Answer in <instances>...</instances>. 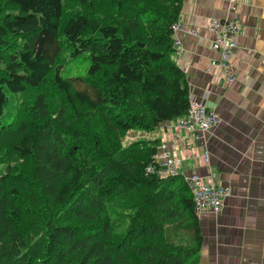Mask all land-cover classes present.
<instances>
[{
	"label": "trees",
	"instance_id": "1",
	"mask_svg": "<svg viewBox=\"0 0 264 264\" xmlns=\"http://www.w3.org/2000/svg\"><path fill=\"white\" fill-rule=\"evenodd\" d=\"M181 8L0 0V264H199L190 185L147 171L151 135L191 105L173 58ZM64 54L86 73L68 76ZM10 95L23 101L7 125Z\"/></svg>",
	"mask_w": 264,
	"mask_h": 264
},
{
	"label": "crops",
	"instance_id": "2",
	"mask_svg": "<svg viewBox=\"0 0 264 264\" xmlns=\"http://www.w3.org/2000/svg\"><path fill=\"white\" fill-rule=\"evenodd\" d=\"M234 18L240 22L231 59L235 80L227 83L219 80L221 71L208 70L219 59L208 22ZM179 23L174 61L186 73L191 100L217 111L220 123L193 135L173 121L151 137L183 159L184 179L196 174L229 191L218 213L198 216L199 264H264V0H182Z\"/></svg>",
	"mask_w": 264,
	"mask_h": 264
},
{
	"label": "built area",
	"instance_id": "3",
	"mask_svg": "<svg viewBox=\"0 0 264 264\" xmlns=\"http://www.w3.org/2000/svg\"><path fill=\"white\" fill-rule=\"evenodd\" d=\"M180 28L179 22L173 25L175 33ZM208 28L215 34L212 48L219 53V59L212 60L208 70L212 73L219 70V73L221 71V74L218 73L219 80L227 83L233 82L235 75L232 71L231 59L237 46L236 37L240 30V22L236 18L225 21L213 19L208 22ZM178 43L175 40L176 47ZM218 74L215 73V75ZM219 123L220 116L217 111L208 108L203 102L191 100L189 112L185 116L175 120L173 127L178 131H186L189 134L197 135L201 132H211ZM156 162L157 165L148 167V172L154 173L160 178L182 175L183 163L180 158L164 146L160 148ZM185 180L192 189L195 211L198 216L206 210L218 213L222 209L224 198L229 193L227 188L217 184L213 180L204 182L196 174L185 178Z\"/></svg>",
	"mask_w": 264,
	"mask_h": 264
},
{
	"label": "rangeland",
	"instance_id": "4",
	"mask_svg": "<svg viewBox=\"0 0 264 264\" xmlns=\"http://www.w3.org/2000/svg\"><path fill=\"white\" fill-rule=\"evenodd\" d=\"M68 61H69V56L64 54V62L67 63ZM66 65L67 66H65V68L66 70H68V76L76 77L85 74L89 64L87 62V58L83 57V59H78L73 62H68ZM22 101L23 98L20 95L18 96L10 95V101L6 110V115L2 119V121L5 124L8 125L14 121L15 117L17 116V113H19L20 111L21 108L20 104ZM128 137L129 138H126L124 141L125 145H127L130 141L137 139V137H131L130 134ZM180 160L183 163V159L180 158ZM5 169H6L5 164L0 165V176L4 173Z\"/></svg>",
	"mask_w": 264,
	"mask_h": 264
},
{
	"label": "bare ground",
	"instance_id": "5",
	"mask_svg": "<svg viewBox=\"0 0 264 264\" xmlns=\"http://www.w3.org/2000/svg\"><path fill=\"white\" fill-rule=\"evenodd\" d=\"M226 204V203H225Z\"/></svg>",
	"mask_w": 264,
	"mask_h": 264
}]
</instances>
